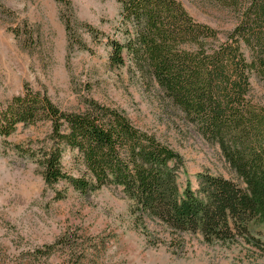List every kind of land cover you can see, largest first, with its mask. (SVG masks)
Here are the masks:
<instances>
[{"label": "rangeland", "instance_id": "rangeland-1", "mask_svg": "<svg viewBox=\"0 0 264 264\" xmlns=\"http://www.w3.org/2000/svg\"><path fill=\"white\" fill-rule=\"evenodd\" d=\"M75 17L99 32L96 40L79 30L89 50L70 47L56 0H0V102L28 84L47 92L64 110H83L86 100L123 111L139 129L171 146L182 157L177 167L181 193L198 188L209 173L239 182L219 146L207 141L154 79L126 64L113 66L109 39L125 42L126 25L117 0H71ZM198 22L225 35L234 12L209 0H178ZM251 96L264 105V78L253 75ZM49 123L19 124L0 135V260L2 264H264V227L250 224L249 239L206 242L199 233H178L159 220L136 215L121 187L80 193L66 182L45 184L35 158L17 149L36 146ZM74 151L64 168L77 174ZM64 194L57 198L56 192ZM51 245L49 256L37 252Z\"/></svg>", "mask_w": 264, "mask_h": 264}, {"label": "trees", "instance_id": "trees-1", "mask_svg": "<svg viewBox=\"0 0 264 264\" xmlns=\"http://www.w3.org/2000/svg\"><path fill=\"white\" fill-rule=\"evenodd\" d=\"M56 1L70 47L89 50L79 30L96 40L98 30L75 17L71 0ZM117 1L128 38L108 40L110 64L125 65L126 52L134 70L154 79L203 137L219 146L239 182L204 173L197 189L188 185L181 193L180 154L123 111L93 99L83 110H64L28 84L0 102V135L11 136L19 124L49 123V134L36 146H17L35 158L46 185L66 182L80 193L114 185L132 200L133 213L172 231L199 233L206 242L249 239L252 222L264 227V105L251 96L252 76L264 78V0H209L236 15L225 35L195 20L178 0ZM68 149L76 153L77 174L63 166ZM56 197L64 194L57 191ZM52 248L37 252L49 256Z\"/></svg>", "mask_w": 264, "mask_h": 264}]
</instances>
